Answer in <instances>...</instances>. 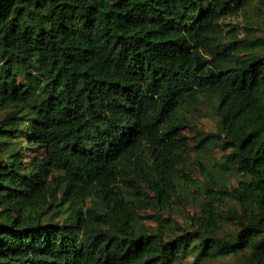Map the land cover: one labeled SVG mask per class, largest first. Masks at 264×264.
<instances>
[{
	"label": "trees",
	"instance_id": "1",
	"mask_svg": "<svg viewBox=\"0 0 264 264\" xmlns=\"http://www.w3.org/2000/svg\"><path fill=\"white\" fill-rule=\"evenodd\" d=\"M251 1L0 0V264L199 263L245 247L240 264H264V36L220 21ZM203 98L215 127L191 124L196 145L227 150L218 168L240 178L204 172L196 228L165 239L135 203L170 204L184 113Z\"/></svg>",
	"mask_w": 264,
	"mask_h": 264
},
{
	"label": "rangeland",
	"instance_id": "2",
	"mask_svg": "<svg viewBox=\"0 0 264 264\" xmlns=\"http://www.w3.org/2000/svg\"><path fill=\"white\" fill-rule=\"evenodd\" d=\"M220 21L224 30L232 26L235 27L238 30V38L244 39L247 34L264 36V4L252 0L235 13L222 17ZM18 80L19 82L23 81L22 74L18 75ZM3 113L4 111L1 110L0 117ZM184 117L188 124L181 127L180 135L184 137L187 146L174 152L173 166L178 172V178L175 190L170 197V204L160 205L155 200H151L149 204L137 202L135 204L139 206L134 207L139 214V219L145 225L153 230H164L165 239L168 237L167 233L174 236L188 226L190 229L196 228L197 219L201 215L200 203L205 198L203 194L204 172L208 171L213 176L219 175L222 181L232 185H235L240 178L233 168H218V162L222 160L223 155L228 152L227 150H222L216 145L208 148L196 145L197 138L190 127L191 124L206 132L215 127V115L210 102L203 98L197 105H192L184 113ZM41 153L42 149L39 146H34L32 150L28 149L23 152V156L28 160V155L35 157ZM149 154V151L145 152L146 156ZM140 184L143 185V183ZM143 189L148 196L152 197V192L146 186ZM122 191L126 197L134 198V194H128L125 188ZM230 208H236L232 200L217 201V209L222 216V219L218 220L220 226L217 232L218 236H230L238 227L234 220L227 218ZM248 250L245 247L236 254L206 259L199 263L194 262V253L191 252L183 257L182 264H240L241 258L246 255Z\"/></svg>",
	"mask_w": 264,
	"mask_h": 264
}]
</instances>
